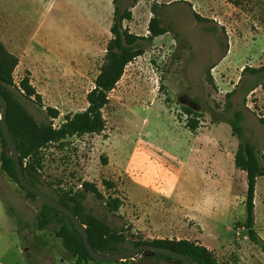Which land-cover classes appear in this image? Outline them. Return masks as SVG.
Instances as JSON below:
<instances>
[{
    "label": "rangeland",
    "instance_id": "374dc122",
    "mask_svg": "<svg viewBox=\"0 0 264 264\" xmlns=\"http://www.w3.org/2000/svg\"><path fill=\"white\" fill-rule=\"evenodd\" d=\"M112 1L0 0V48L16 60L14 82L27 77L40 96V104L21 100L38 122L58 126L66 115L86 108V95L112 37ZM115 1L120 11H131V20L121 23L130 33L148 36L152 11L167 33L141 42L142 55L126 65L102 109L104 130L47 144L38 155V175L49 191L72 193L81 190L83 182L94 185L103 199L86 193V212L121 234L125 246L156 238L200 243L193 238L201 229L190 220L195 199L191 181L184 197L178 200L174 192L162 207L148 197L147 204L132 200L130 193L138 189L133 181H145L142 178L149 174L156 179L174 177L184 163L180 159H187V151L194 148L199 162L213 158L218 167L231 170L238 139L231 135L227 123L218 120L224 115L225 95L231 91L230 101L244 114V136L255 146L264 166V124L259 122L264 119V89L258 86L247 96L242 90L257 79V75L242 73L243 68L264 65V0H234L237 4L225 0H137L133 5L131 0ZM193 13L206 21L197 22ZM205 27L214 31H205ZM46 107L55 109L58 117L47 119ZM183 107L199 115L195 132L185 127L189 117ZM231 171L229 210L216 211L222 240L211 252L218 264H264V253L241 228L245 174L236 168ZM156 179L145 183L147 191L157 187ZM102 181L110 182L111 188L106 189ZM113 198L121 202L117 211L105 205ZM41 205L38 198H27L0 168V224H11L21 234H17L16 250L21 252L22 263L77 264L54 237L53 225L35 230ZM254 226L264 237V176L256 181ZM165 263L144 251L125 264Z\"/></svg>",
    "mask_w": 264,
    "mask_h": 264
},
{
    "label": "trees",
    "instance_id": "16d2710c",
    "mask_svg": "<svg viewBox=\"0 0 264 264\" xmlns=\"http://www.w3.org/2000/svg\"><path fill=\"white\" fill-rule=\"evenodd\" d=\"M225 1L237 4V1L234 0ZM112 2L114 3L113 24L110 27L112 37L106 45L104 61L94 80V85L86 95L87 106L82 112L66 115L58 126H54L49 121L38 122L29 114L21 100L24 99L40 104V96L35 92L27 77L20 80L17 84L14 82L12 73L16 60L0 48V95L7 103L5 120L18 152L23 174L31 185L71 210L80 223L84 225L91 247L100 254L116 253L131 247L147 244L178 252L194 264H218L210 250L194 241L153 239L150 241H133L128 246H125L126 240L121 234L110 228L104 221L86 212L83 205L86 193H90L98 199H103L102 194L94 185L83 182L80 186L81 190L72 193L56 190L49 191L45 188H49V185L44 183L38 175V155L40 150L47 144L57 143L66 138L83 134H99L104 130L105 121L102 116V109L107 105L108 94L119 81L126 65L142 55L141 42L151 41L167 33L166 29L160 27L159 18L153 11L152 14L154 15L149 19L147 25L148 36L139 37L130 33L127 29L122 28L121 23L131 20V11L129 9L120 11L116 1L113 0ZM136 2L137 0H131L132 5ZM193 17L197 22L203 23L206 21L195 13H193ZM204 30L212 32L214 28L205 27ZM245 72L257 75V79L252 80L242 88L244 96H247L258 86L264 89V65L256 69L244 67L242 73ZM208 81L212 83L209 76ZM233 92L231 91L225 95L224 115L218 120L227 123L230 127L231 135L238 139V146L233 156V164L236 169L244 172L246 182L244 196L245 215L241 228L244 229L247 239L264 253V239H261L254 229L255 186L257 179L264 176V166L261 164L255 146L244 136L241 125L244 121V114L241 109L234 108L230 101ZM182 110L189 117L185 127L190 132H195L199 124L198 113L186 107H183ZM44 111L47 119L50 120L56 119L59 114L55 109L49 107L44 108ZM259 122L264 124V119L259 118ZM0 142V168L8 178L18 184L14 161L7 151L1 132ZM102 184L106 189L111 188V183L108 181H102ZM20 188L25 192L27 198H37L22 187ZM120 204L121 202L117 198L108 199L105 202L106 207L110 211H117ZM8 210L12 211V208L8 206ZM35 220L34 227L37 231H43L49 225H53L54 237L60 239L62 248L75 258L77 264L87 261L103 264L111 263L93 260L70 220L43 202ZM17 234L21 235L18 231ZM153 254L157 258L165 260V264H181L171 257L159 253ZM127 262L129 260L119 263L125 264Z\"/></svg>",
    "mask_w": 264,
    "mask_h": 264
},
{
    "label": "crops",
    "instance_id": "0c3cea01",
    "mask_svg": "<svg viewBox=\"0 0 264 264\" xmlns=\"http://www.w3.org/2000/svg\"><path fill=\"white\" fill-rule=\"evenodd\" d=\"M186 154L187 159H180V161L188 163V166L181 163L184 166L180 167L179 172L174 177L165 176L164 179L161 177V179L159 177L156 179L149 174L146 178H142L145 181L141 179L133 181V184L138 189H136L137 192L135 188L132 190L130 198L132 197V200L136 202L147 204L146 198L148 197L149 201L155 202L157 207H162L165 202L164 200L172 196L174 192L176 193V199L180 200L184 197L186 192L190 190L187 189L188 185H190L188 180L191 181L190 188L192 195L194 193L195 199L192 198L191 201L190 220L192 224L194 223L197 228L200 227L201 229L200 233H197L193 239L198 240L203 246L212 251L216 247V242L219 243L222 240L219 237L220 228L216 219V211L219 208L222 211L229 210L230 192L232 190L231 177L233 174L231 170H235V168L233 166L231 170L229 168L222 169L216 165V159L213 158L202 159L199 162V159H195L197 154L195 148L192 151H187ZM138 160L139 162L145 161V159ZM139 162L135 161V164ZM193 164L194 167L190 168L189 165ZM232 164L233 160H231V166ZM153 179L157 180H155L157 187L148 189V192L146 187H144L147 186L145 183H151ZM197 187H201V191L194 190ZM138 198H140L139 201H137ZM259 237L264 239L261 235ZM16 238V229L11 224H8V226L0 224V264H23L21 252L16 250ZM24 251L27 250L25 249ZM63 251L67 253L64 249Z\"/></svg>",
    "mask_w": 264,
    "mask_h": 264
},
{
    "label": "water",
    "instance_id": "95a60500",
    "mask_svg": "<svg viewBox=\"0 0 264 264\" xmlns=\"http://www.w3.org/2000/svg\"><path fill=\"white\" fill-rule=\"evenodd\" d=\"M0 132L2 135V138L7 146L8 153L12 156L15 166V173L17 178V183L20 187L25 189L26 191L32 193L35 197H37L41 202H43L48 207L52 208L55 211H58L62 213L65 217H67L76 231L79 233L81 240L83 242L84 247L86 248L87 252L89 253V256L96 261L99 262H122L126 260H131L138 254L144 252V251H150L152 253H159L164 256L171 257L177 261H179L181 264H194L190 262L184 255L172 251L168 248L163 247H155L147 244H142L136 247H131L129 249L116 252V253H110V254H100L91 247L89 241H88V234L86 232V229L82 223L75 217V215L71 212L70 209L64 207L63 205L59 204L49 196H47L44 192L39 190L37 187L31 185L26 177L23 174L22 166L19 162V155L16 149V146L14 142L12 141L9 128L7 126L5 116H6V110H7V103L6 100L0 95Z\"/></svg>",
    "mask_w": 264,
    "mask_h": 264
},
{
    "label": "flooded vegetation",
    "instance_id": "af4514ba",
    "mask_svg": "<svg viewBox=\"0 0 264 264\" xmlns=\"http://www.w3.org/2000/svg\"><path fill=\"white\" fill-rule=\"evenodd\" d=\"M148 251V250H147Z\"/></svg>",
    "mask_w": 264,
    "mask_h": 264
}]
</instances>
